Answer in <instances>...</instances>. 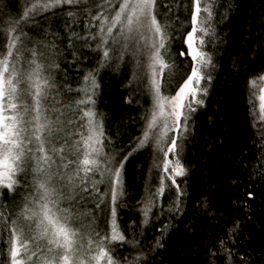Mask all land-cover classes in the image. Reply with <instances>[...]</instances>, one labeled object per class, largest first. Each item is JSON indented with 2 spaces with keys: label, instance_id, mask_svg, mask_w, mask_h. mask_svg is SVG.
<instances>
[{
  "label": "snow or ice",
  "instance_id": "1",
  "mask_svg": "<svg viewBox=\"0 0 264 264\" xmlns=\"http://www.w3.org/2000/svg\"><path fill=\"white\" fill-rule=\"evenodd\" d=\"M29 2L19 19L0 22V35L7 38L6 44L0 43V192L7 189L15 194L20 187L27 191L17 212L5 216L0 211V234L9 232L8 258L0 264H140L145 259L143 254L133 260L113 255L116 245L136 247L117 224L123 170L133 153L150 148L153 167L160 172L159 186L150 196L161 197L175 187L179 210L184 193L177 178L188 172L180 158L182 141L191 114L204 104L207 88L202 81L211 80L206 70L213 66L212 57L204 46L208 43L205 37L214 34L211 21L215 0H192L191 30L186 38L179 29L158 19V7L171 11V4L161 5L160 0ZM63 5L75 9L67 12L64 22L70 33L69 46L74 40L90 46L91 39L94 51L102 54L101 68L117 58L115 53L120 60L131 53L137 68L142 67V57L148 61L149 71L137 73L136 79L147 77L152 106L142 117L144 127L135 146L120 158L106 150L111 141L105 137L103 115L95 109L100 87L96 74L87 73L85 86L75 90L78 98L66 101L65 86L58 83L56 75L60 64L53 59L58 52L57 34L50 31L51 25L45 29V37L53 36L49 42L46 38L31 39L24 30L30 20L35 22L36 15ZM79 16L87 20L86 28L96 31L89 35L76 32L73 25ZM173 39L187 46L179 55L191 57L190 74L180 71L169 53ZM259 81H264V75ZM257 85V80L249 81L251 88ZM72 91L67 86V92ZM170 92L174 94H166ZM257 102L264 118V87L259 88ZM69 111L72 118H68ZM258 175L264 176V172ZM100 185L105 186L104 192ZM246 196L253 199V191L247 190ZM152 207L150 200L141 209L145 225ZM96 210L110 212L111 219L104 227ZM167 228L165 225V231ZM240 229L237 221L229 236L235 237ZM155 247H163L159 239ZM225 250L231 258L232 250Z\"/></svg>",
  "mask_w": 264,
  "mask_h": 264
},
{
  "label": "trees",
  "instance_id": "2",
  "mask_svg": "<svg viewBox=\"0 0 264 264\" xmlns=\"http://www.w3.org/2000/svg\"><path fill=\"white\" fill-rule=\"evenodd\" d=\"M163 3H170L171 11L158 7V19L179 29L186 38L191 30L192 0H160ZM26 4L30 6L29 0H0V22L19 19ZM69 10L75 9L63 5L36 15L35 22L30 20L24 30L31 39L46 38L49 42L53 36L45 37V29L51 25L50 31L57 34L58 52L53 59L60 64L56 75L58 83L65 86L66 101L78 98L75 90L85 86L83 77L87 73L96 74L100 87L96 90L95 109L103 115L105 137L111 141L106 150L120 158L135 146L144 127L142 117L152 106L147 77L136 79L137 73L149 71L148 61L142 57V67L137 68L131 53L123 60L115 53L117 58L101 68L102 54L94 51L91 39L90 46H82L83 40H74L69 46L70 33L64 27ZM77 21L73 28L81 35L96 31L85 27V17L79 16ZM211 28L214 34L205 37L208 43L204 46L212 57L213 66L206 70L211 80L202 81L207 95L202 97L203 106L191 114L186 139L182 141L180 158L188 172L177 178L184 193L179 210L175 187L161 197L150 196L160 182L152 150L133 153L123 170L117 224L128 241L136 242V247L116 245L113 255L117 258L133 260L143 254L145 259L140 264H264V176L258 175L264 172V122L257 110L256 88L249 86V81H258L264 73V0H215ZM6 41L0 35V43ZM181 51L186 52L187 46L173 39L169 53L180 71L190 74L191 57H181ZM67 86L73 89L71 93ZM68 118H72L71 111ZM100 188L105 191L104 185ZM247 190L253 191V199H247ZM2 192L0 211L5 216L17 212L27 195L23 187L15 194ZM150 200L153 207L145 225L141 209ZM96 216L101 227L111 219L107 210H96ZM237 221L241 229L230 237L229 230ZM157 239L163 247H155ZM221 241L225 242L223 247ZM226 248L232 250L231 258ZM8 250L9 232L4 231L0 234V260H7Z\"/></svg>",
  "mask_w": 264,
  "mask_h": 264
},
{
  "label": "rangeland",
  "instance_id": "3",
  "mask_svg": "<svg viewBox=\"0 0 264 264\" xmlns=\"http://www.w3.org/2000/svg\"><path fill=\"white\" fill-rule=\"evenodd\" d=\"M262 75H264V73L262 74ZM260 87H264V81H259L258 80V86L256 87V102H257V97H258V95H259V88ZM257 110H258V114H259V118H260V120H262L263 122H264V118H261V114H260V111H259V105H258V102H257ZM187 131H188V129H187ZM187 133V132H186ZM185 133V134H186ZM170 135H177V133H170ZM170 159H172V157H171V154H170V157H169ZM4 190H7V189H4ZM8 191V190H7ZM3 193V192H2Z\"/></svg>",
  "mask_w": 264,
  "mask_h": 264
}]
</instances>
